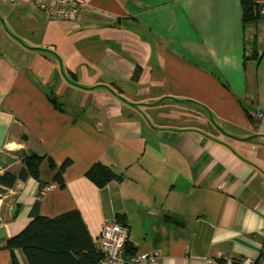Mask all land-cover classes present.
Masks as SVG:
<instances>
[{
    "label": "crops",
    "instance_id": "crops-1",
    "mask_svg": "<svg viewBox=\"0 0 264 264\" xmlns=\"http://www.w3.org/2000/svg\"><path fill=\"white\" fill-rule=\"evenodd\" d=\"M73 1L81 16L66 21L0 0V175L18 154L56 164L40 165L54 189L28 177L0 197V264L32 218L71 210L96 247L105 223L126 226L128 257L156 254L141 264H264V14L244 24L242 0ZM96 163L118 178L98 187Z\"/></svg>",
    "mask_w": 264,
    "mask_h": 264
},
{
    "label": "trees",
    "instance_id": "trees-1",
    "mask_svg": "<svg viewBox=\"0 0 264 264\" xmlns=\"http://www.w3.org/2000/svg\"><path fill=\"white\" fill-rule=\"evenodd\" d=\"M242 6L244 24L260 17L251 0H242ZM49 100L55 108L60 104L55 96L49 97ZM18 157L21 159L20 167L15 173L6 171L1 174V186L12 189L16 183L25 181L28 177L35 178L40 186L45 185L40 179L42 161L47 160L53 169L56 167L49 156L30 152L18 154ZM69 164L70 160H65L57 168L54 181L60 186L64 185L61 174ZM86 176L98 187L118 178L110 168L98 163L88 170ZM3 247L11 253V264H19L14 251L18 248L24 252L28 264H100L103 258L77 210L67 211L53 218L35 216L22 231L7 238Z\"/></svg>",
    "mask_w": 264,
    "mask_h": 264
},
{
    "label": "built area",
    "instance_id": "built-area-1",
    "mask_svg": "<svg viewBox=\"0 0 264 264\" xmlns=\"http://www.w3.org/2000/svg\"><path fill=\"white\" fill-rule=\"evenodd\" d=\"M36 6L41 12L45 13L53 20H77L81 16V10L84 2L73 0H21ZM255 10L260 14H264V0H251ZM258 118L262 117L260 112H256ZM19 158V157H18ZM56 187L55 183L40 186V194H44ZM128 243V228L116 222L105 223L102 226L99 236V248L103 254L101 263L104 264H141L143 262L153 263L156 254L137 253L128 257L126 254V246ZM221 264H259L252 258H242L234 262L228 256L221 258Z\"/></svg>",
    "mask_w": 264,
    "mask_h": 264
},
{
    "label": "water",
    "instance_id": "water-1",
    "mask_svg": "<svg viewBox=\"0 0 264 264\" xmlns=\"http://www.w3.org/2000/svg\"><path fill=\"white\" fill-rule=\"evenodd\" d=\"M7 165H8V162L6 160L0 159V170L7 167ZM7 192H8L7 188L0 186V197L7 194ZM3 234H4V228L0 227V238H2Z\"/></svg>",
    "mask_w": 264,
    "mask_h": 264
},
{
    "label": "bare ground",
    "instance_id": "bare-ground-1",
    "mask_svg": "<svg viewBox=\"0 0 264 264\" xmlns=\"http://www.w3.org/2000/svg\"><path fill=\"white\" fill-rule=\"evenodd\" d=\"M6 152H7V149H6ZM19 152V151H18ZM1 186V185H0Z\"/></svg>",
    "mask_w": 264,
    "mask_h": 264
}]
</instances>
